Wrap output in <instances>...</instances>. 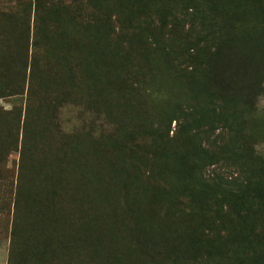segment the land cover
I'll return each mask as SVG.
<instances>
[{
    "label": "rangeland",
    "instance_id": "rangeland-1",
    "mask_svg": "<svg viewBox=\"0 0 264 264\" xmlns=\"http://www.w3.org/2000/svg\"><path fill=\"white\" fill-rule=\"evenodd\" d=\"M193 102L224 118L169 126ZM17 256L264 264V0H0V264Z\"/></svg>",
    "mask_w": 264,
    "mask_h": 264
},
{
    "label": "trees",
    "instance_id": "trees-1",
    "mask_svg": "<svg viewBox=\"0 0 264 264\" xmlns=\"http://www.w3.org/2000/svg\"><path fill=\"white\" fill-rule=\"evenodd\" d=\"M194 5H196V7H192L189 8L191 11V14H189L188 17H190L191 21L194 24H198L200 25V27L207 29V28H211V26L208 23V17L206 16V10L204 7L203 3H199L197 1L193 2ZM208 26V27H207ZM216 31H218L217 33H213L212 35H209V37H207L206 41H211L213 42V47L214 48H218L221 45V42L224 40L223 39V32H220V29L217 28ZM209 103L211 105H213L212 103V99H210ZM216 108H210L207 105V108H200V106L196 103L193 102V104H190L187 107H180L177 108L175 111L174 116L172 115L168 121L169 126L172 123H176L179 124L183 127V130L185 131V133L189 134H196L197 132L200 131H204V129L207 127L206 125H209L208 129H215V125H217L218 123L221 122V117L224 118V115H222V111L218 112L215 110ZM211 115V120L210 122H205L207 119V116ZM227 122V121H226ZM225 122V123H226ZM227 127H229V124L227 125ZM216 159L214 158L213 161H215ZM122 188L120 190V194H123L126 190V187L122 184ZM102 194V192H101ZM106 199V197H105ZM20 209L19 206V194L16 196V199L14 201L13 204V212H14V217H13V222H12V227H11V244L12 247H10V251H11V256L13 258V256H15V254H17V252H15L14 248H13V244L15 243V239H16V235L18 234V232L21 231L20 226L18 227V211ZM18 227V228H17ZM10 256V257H11ZM21 257V256H20ZM20 259H26L25 256H23V258H19V256L16 257L15 260V264L17 262H20ZM50 261H47V263ZM11 264V263H9Z\"/></svg>",
    "mask_w": 264,
    "mask_h": 264
}]
</instances>
